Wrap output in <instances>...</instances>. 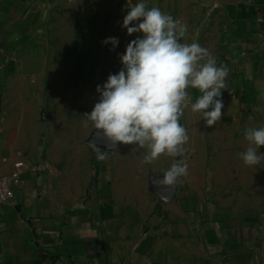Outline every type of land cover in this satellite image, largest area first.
<instances>
[{"label":"crops","instance_id":"1","mask_svg":"<svg viewBox=\"0 0 264 264\" xmlns=\"http://www.w3.org/2000/svg\"><path fill=\"white\" fill-rule=\"evenodd\" d=\"M178 3L211 19L205 48L229 69L223 115L208 127L189 106L183 156L146 165L119 143L98 160L84 117L143 35L122 27L127 0H0V174L23 162L0 205V264H264V161L239 156L243 130L264 127V0ZM176 159L188 175L165 201L152 186Z\"/></svg>","mask_w":264,"mask_h":264},{"label":"clouds","instance_id":"2","mask_svg":"<svg viewBox=\"0 0 264 264\" xmlns=\"http://www.w3.org/2000/svg\"><path fill=\"white\" fill-rule=\"evenodd\" d=\"M127 9L122 27L128 35H143L131 40L120 55L121 70L109 74L102 86L97 85L99 100L84 117L111 148L119 143L134 145L133 151L144 149L141 164L151 165L161 155L182 157L189 136L180 118L190 106L193 113H200L206 126L216 125L223 115L221 95L229 69L222 62L218 65L198 42L181 43L188 32L181 20L158 7L149 8L144 0L135 4L127 0ZM102 43L115 48L119 40L109 37ZM189 88L201 93L195 103ZM243 136L248 146L239 153L240 158L246 166L259 165L264 161L259 152L264 146V127L245 128ZM92 146L98 160L107 159L106 152ZM187 175L188 165L176 159L158 183L175 186Z\"/></svg>","mask_w":264,"mask_h":264},{"label":"rangeland","instance_id":"3","mask_svg":"<svg viewBox=\"0 0 264 264\" xmlns=\"http://www.w3.org/2000/svg\"><path fill=\"white\" fill-rule=\"evenodd\" d=\"M138 0L134 2L137 3ZM149 8L158 7L162 12L170 14L174 19H180L181 16H184L182 22L186 23L188 26V32L185 38H182L181 42L184 40L185 43L198 42L202 47L209 46V37L205 34V30L211 26L209 15L206 14V11L202 9L198 14L189 6H184L178 9V0H144ZM200 5V4H199ZM221 24V23H220ZM222 36H215L212 44L221 46ZM184 43V42H183ZM216 53V52H213Z\"/></svg>","mask_w":264,"mask_h":264},{"label":"built area","instance_id":"4","mask_svg":"<svg viewBox=\"0 0 264 264\" xmlns=\"http://www.w3.org/2000/svg\"><path fill=\"white\" fill-rule=\"evenodd\" d=\"M181 119L179 123L181 124ZM23 166V162H17L15 164L16 171L10 175L0 174V205L10 204L15 197L13 185L19 181L20 168Z\"/></svg>","mask_w":264,"mask_h":264},{"label":"water","instance_id":"5","mask_svg":"<svg viewBox=\"0 0 264 264\" xmlns=\"http://www.w3.org/2000/svg\"><path fill=\"white\" fill-rule=\"evenodd\" d=\"M91 144H95L96 146H99L105 150H111V146L108 144V142L97 136V133L95 132L94 135L91 138ZM107 147V148H106ZM111 148V149H110ZM163 178L161 177H157L156 178V182L154 183V185L152 186V191L162 200H169L171 199L176 192V185L175 186H171V187H167V186H160L159 185V180H162Z\"/></svg>","mask_w":264,"mask_h":264}]
</instances>
